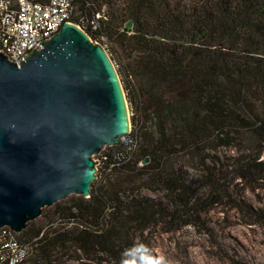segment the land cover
<instances>
[{
    "label": "trees",
    "instance_id": "16d2710c",
    "mask_svg": "<svg viewBox=\"0 0 264 264\" xmlns=\"http://www.w3.org/2000/svg\"><path fill=\"white\" fill-rule=\"evenodd\" d=\"M73 7L71 22L117 68L132 130L96 156L90 198L70 196L28 224L18 236L29 249L20 264H60L74 254L78 262L134 264L181 207L219 203L235 180H264V0H73Z\"/></svg>",
    "mask_w": 264,
    "mask_h": 264
},
{
    "label": "water",
    "instance_id": "95a60500",
    "mask_svg": "<svg viewBox=\"0 0 264 264\" xmlns=\"http://www.w3.org/2000/svg\"><path fill=\"white\" fill-rule=\"evenodd\" d=\"M39 45L20 64L0 53V230L18 235L45 208L90 198L94 157L132 130L120 76L102 45L73 23Z\"/></svg>",
    "mask_w": 264,
    "mask_h": 264
},
{
    "label": "rangeland",
    "instance_id": "374dc122",
    "mask_svg": "<svg viewBox=\"0 0 264 264\" xmlns=\"http://www.w3.org/2000/svg\"><path fill=\"white\" fill-rule=\"evenodd\" d=\"M229 186L228 194L217 197L219 203L207 200L201 209L194 204L181 207L179 220L160 223L150 235L151 247L134 264H190L189 254L208 264H259L264 250V180L252 185L235 180ZM143 195L170 203L163 194L144 191ZM207 196L200 194L202 199ZM72 256L76 255L65 257L60 264H95L73 261ZM259 259L264 264V254Z\"/></svg>",
    "mask_w": 264,
    "mask_h": 264
},
{
    "label": "built area",
    "instance_id": "2783aa9c",
    "mask_svg": "<svg viewBox=\"0 0 264 264\" xmlns=\"http://www.w3.org/2000/svg\"><path fill=\"white\" fill-rule=\"evenodd\" d=\"M73 11V0H0V53L20 64L34 49H41L39 44L59 32L63 24L73 23ZM18 236L9 227L0 230V264H20L27 257L29 249Z\"/></svg>",
    "mask_w": 264,
    "mask_h": 264
},
{
    "label": "bare ground",
    "instance_id": "6f19581e",
    "mask_svg": "<svg viewBox=\"0 0 264 264\" xmlns=\"http://www.w3.org/2000/svg\"><path fill=\"white\" fill-rule=\"evenodd\" d=\"M233 252V254L235 255V250H232ZM232 254V255H233ZM264 254V250H263V252H260V254H259V257H258V262H259V264H260V256H262ZM233 255V256H234ZM188 260H189V262H190V264H208V263H206L205 261H202V260H199L198 258H196L195 256H193L192 254H189V258H188Z\"/></svg>",
    "mask_w": 264,
    "mask_h": 264
}]
</instances>
